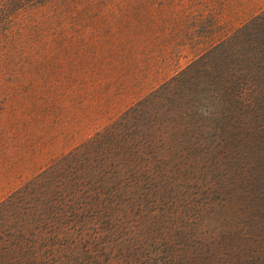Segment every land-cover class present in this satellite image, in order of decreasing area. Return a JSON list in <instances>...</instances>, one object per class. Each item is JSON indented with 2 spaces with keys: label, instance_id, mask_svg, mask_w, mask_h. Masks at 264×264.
<instances>
[{
  "label": "rangeland",
  "instance_id": "obj_1",
  "mask_svg": "<svg viewBox=\"0 0 264 264\" xmlns=\"http://www.w3.org/2000/svg\"><path fill=\"white\" fill-rule=\"evenodd\" d=\"M60 27L70 24H45L27 41L42 50L0 67V264H264V199L249 198L240 168L250 166L251 113L225 99L227 76L239 85L236 61L222 72L215 50L185 68L188 47H157L144 33L120 35L127 46L139 37L141 53L94 37L87 50L55 52L81 42ZM176 66L183 101L167 97L172 80L164 86ZM240 224L250 239L235 259L227 233ZM68 226L101 233L62 237Z\"/></svg>",
  "mask_w": 264,
  "mask_h": 264
},
{
  "label": "trees",
  "instance_id": "obj_2",
  "mask_svg": "<svg viewBox=\"0 0 264 264\" xmlns=\"http://www.w3.org/2000/svg\"><path fill=\"white\" fill-rule=\"evenodd\" d=\"M185 1L0 0V67L8 62L13 63L14 54H21L29 49L42 50L46 46L45 43L31 45L27 41L31 37L40 41L47 31L45 28L47 23H69V28L60 27L53 33L57 36L61 34L64 37H78L81 41L77 46L71 44L50 46V50L55 52L87 50V47H90L86 44L87 40L94 37L99 40H109L111 49L117 52L124 49L132 53L135 50L141 53L144 46L139 47L141 43L137 44V41H140L139 37H146L144 34H148L157 47L174 46L179 52L183 50L182 48L188 47L185 55H189V63L185 68H189L215 50H220L222 65L218 63L217 66L221 67L222 72L232 74L231 69L227 67L233 59L236 61L234 63H237L235 72L237 71L238 74L235 80H238L239 85L228 75L224 80L228 83L225 99L238 102L245 100L247 112L251 113V133L247 142L248 161H245L250 166L246 168L243 163L240 168L246 175L249 198L262 200L264 199V5L244 7L235 3L239 0H231L229 5L225 4L226 0H222L224 3L200 9L191 5L184 7ZM230 18L236 22V25L232 26V22L228 23ZM142 21H145L147 26L140 29L138 25ZM205 21L208 23L206 24ZM203 23L206 25L204 34H197L194 31L195 24ZM123 34H136L139 37L134 45L127 46V42L121 39L120 35ZM196 37L202 38L201 42H193ZM93 45L96 43L92 44L93 51L102 47V44ZM185 68L179 69L176 66L167 85L163 84L168 88L169 81L172 80L173 87L167 89L166 95L173 101H183L188 97L187 87L183 88L178 83L179 76L184 73ZM78 209L84 210V207L79 205L74 208V210ZM243 225H237L233 232L227 233L231 242L232 240L234 242L228 247L233 252H227L231 258L243 259L245 241L250 239V236L249 238L245 236ZM59 233L62 237H83L91 233L100 235L101 230L92 231L89 228L79 229L68 226L60 229ZM236 240H242L243 243L241 241L237 244ZM70 248L73 249L74 246L71 245ZM254 253L255 251L250 249L247 250L246 255Z\"/></svg>",
  "mask_w": 264,
  "mask_h": 264
}]
</instances>
